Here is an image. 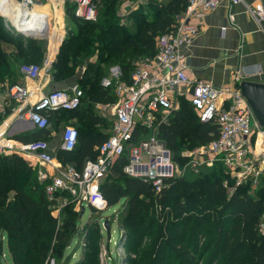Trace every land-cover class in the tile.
Instances as JSON below:
<instances>
[{"label": "trees", "instance_id": "obj_1", "mask_svg": "<svg viewBox=\"0 0 264 264\" xmlns=\"http://www.w3.org/2000/svg\"><path fill=\"white\" fill-rule=\"evenodd\" d=\"M105 1L107 2L103 0L102 4ZM186 2L187 0H162L149 3L156 14L152 20L147 19L140 12L141 9L134 11L131 13V22H136L137 25L141 23L136 32L128 31L129 35H125L123 25L116 24L113 16L106 18L101 25L96 21L76 18L71 9L73 20L83 25L86 31L78 35L72 34L62 40L51 63L50 74L54 80L63 81L73 76L84 64L85 59L90 60L85 64L84 74L77 80L83 91L79 107L71 111L49 112V125L58 121L61 116L76 114L78 109L82 110L81 114L86 122L81 123V126L75 125L78 141L74 149H57L63 165L70 164L81 169L87 159L96 158L98 146L108 136V133L93 130L94 126L104 123V119L94 113L93 106L111 104L116 100V96L114 89L100 82L105 76L102 63L92 61L91 58L97 55L101 62H104L114 52L115 58L121 59L123 79H127L136 61L154 56L156 38L174 28L176 16L184 10ZM111 8H107V14L111 12ZM127 37L132 40L124 42ZM2 42L12 43L19 50L16 48L7 53ZM21 44L22 35L9 30L0 17V49L3 48L0 51V69L8 70L5 76H11L13 71L11 57L18 60L42 56V51L37 50L36 46L30 44L20 49ZM143 53L144 56L136 57ZM180 101L181 107L171 113L168 122L161 123L158 127V137L165 142L172 154L174 153L173 158L176 161L180 157L176 153L183 145L189 144L188 146L193 148L206 144L218 131L215 122L199 121L185 96H181ZM49 125L28 129L15 137L19 141L45 140L50 144ZM89 127L92 128L88 129ZM125 161L124 158L116 161L108 174V180H102L100 183L106 206L114 205L121 198L126 199L127 209L121 219V226L128 237L140 232L144 235V230H148L151 221L145 220L151 207L157 205L162 218L156 233L154 228L150 229V233L155 234L150 244L152 251L142 253L140 249L134 250L135 255H142L139 258L128 256V264H146L148 259V264H175L173 260H162L163 249H166L169 258L175 257L177 264H219L221 257L224 259L222 264H264V235L260 234L256 227L259 216L264 212V188L252 194L248 186H242L228 196L222 185L225 174L222 168H219L211 169L193 181H185L181 177L169 179L165 181L160 192H155L151 184L122 172ZM35 172L33 165L22 155L0 154V252L3 247L1 236L4 235L10 250L14 251L13 245L16 244L19 249L26 247L27 253L36 248L40 239L48 236L53 240L50 246L53 253L66 248L77 236V212L69 208L57 224L56 218L50 212V206L54 202L50 201L45 193L46 183L38 181ZM9 191L13 192L10 198ZM171 214L173 216L170 219ZM143 223L145 228L140 231ZM98 233V222L84 226L81 234L87 240V247L97 242ZM142 238L139 240V246L142 245ZM44 248L38 246V250H42L43 254L40 253V257L36 259L26 253L27 256L21 260L14 257L13 262L27 264L26 260L32 258L33 264H42L47 253ZM85 255L88 260L84 259L76 264H93L92 253Z\"/></svg>", "mask_w": 264, "mask_h": 264}, {"label": "built area", "instance_id": "obj_2", "mask_svg": "<svg viewBox=\"0 0 264 264\" xmlns=\"http://www.w3.org/2000/svg\"><path fill=\"white\" fill-rule=\"evenodd\" d=\"M58 1L65 0H48V3L53 6ZM69 1L73 15L89 21L96 19L98 8L103 2ZM161 1L122 0L123 10L119 16L125 21L140 7ZM230 1L233 4L242 3L249 17L264 30L261 3L250 5L242 0ZM43 4L44 0H0V16L12 31L25 32L28 30L26 27L32 25L41 29H31L43 31L46 26L51 52L49 13L41 11ZM219 4L220 0H187L184 10L176 16L174 28L156 38L154 56L136 61L127 79L117 81L114 87L116 100L111 105L109 134L98 146L97 157L87 159L81 169L70 164L63 165L55 155V148L51 149L45 140H18L12 143V136L9 140L0 138V153L9 149L37 161V179L46 183L45 193L52 202L57 194L66 192L76 196L81 205L86 203L94 208L106 206L100 183L121 158L126 160L122 165L125 175L139 178L151 184L155 192H160L165 181L175 177L178 165L170 149L158 137V127L168 122L171 113L177 108L179 98L185 96L199 121L215 122L218 126L212 140L184 155L185 167L190 166L198 175L202 167L208 170L222 168L225 174L222 185L228 196L242 186H248L252 194L264 188V128L256 124L236 84L243 74L238 71L233 83L219 86L210 81L191 78L186 72L187 65L181 52V47L191 44L198 34L200 22ZM23 37L28 36L24 34ZM51 62L52 57L47 56L42 64L22 63L19 72L29 81L35 82L42 74L50 73ZM8 96L13 106L5 121L7 126L15 122L44 128L49 125L50 111L78 108L83 91L79 85L73 84L69 88L40 93L15 82L9 86ZM77 141V129L67 125L59 133L58 147L70 151ZM256 227L264 235V212L259 216Z\"/></svg>", "mask_w": 264, "mask_h": 264}, {"label": "rangeland", "instance_id": "obj_3", "mask_svg": "<svg viewBox=\"0 0 264 264\" xmlns=\"http://www.w3.org/2000/svg\"><path fill=\"white\" fill-rule=\"evenodd\" d=\"M106 2V1H105ZM103 3L99 8L98 12L96 15V19L93 21H96L98 24H104V20L110 16H113V19H115L116 24L120 23V25H123V29L126 30L125 35H129L128 31L131 32H136L139 29V23L137 25L136 22H126L121 19L119 16L120 13L122 12V0H107L106 3ZM112 4V5H111ZM44 6H42L41 11L48 12L49 15V36H50V45L52 46L51 48L52 51L48 53V57L52 56L53 51H56V48L54 47L57 45L58 48L60 44L62 43V40L70 35H78V33L86 31V28L83 27V25L79 24V22L73 20V17L71 15V6H70V1L65 0L64 2L58 1L55 2V4L52 6L50 3H48V0H44ZM111 8V12L107 14V8ZM111 13V14H110ZM50 16V17H49ZM1 17V16H0ZM4 20V19H3ZM92 21V22H93ZM33 27V26H32ZM35 29H38V26L33 27ZM120 28V27H119ZM45 29V28H43ZM40 30V29H39ZM13 33H17L16 31H13ZM134 33H132L133 35ZM48 35V32L46 33V36ZM121 36V33L119 34V37ZM48 37H46L45 41H38V36H35L34 38L32 37H24V41H27L26 45L21 44L19 45L20 49L23 47L26 48L28 46L34 45L36 46V49L39 51H42V56L40 57H32L29 59H24L19 63V67L22 63H37V64H42L44 60V56L48 47L47 43ZM129 40H132V38H126L124 42H128ZM3 43V48L4 50L9 53L10 50L18 49L14 44L9 43V42H2ZM0 51H2V49ZM98 49V48H97ZM19 50V49H18ZM113 50V49H112ZM58 50L54 53V56H56ZM98 52V51H97ZM144 56L143 54H138L136 57H142ZM55 59V58H54ZM139 59V58H138ZM138 59H134L135 61ZM90 59H85L84 64H82L77 72L73 74L70 78L75 79V84H77L78 77H81L84 74L85 71V64L88 62ZM92 61L100 62L102 63V71L104 73V77L101 78V84L104 86H110L111 89H114L116 83H117V78L119 77V68L117 66H122V63L120 62L121 59H117L114 56V52H112V56L109 59H106L104 62H101V59L99 56L94 55L93 58H91ZM124 61V60H123ZM131 61V60H130ZM53 62V60H52ZM51 62V63H52ZM121 64H120V63ZM122 68V67H121ZM8 70L6 69H0V96H2V101L7 103L10 101L9 96H8V88L11 84L15 82H10L9 85H6L4 82L6 80L4 74L7 73ZM50 71V70H49ZM13 72V71H12ZM49 73V72H48ZM10 74V73H9ZM50 74V73H49ZM4 76V77H3ZM115 76V77H114ZM68 78V79H70ZM78 85V84H77ZM7 88V89H6ZM7 91V94H6ZM4 98V99H3ZM177 108L181 107L182 101H178ZM103 108V106H100ZM185 108V107H184ZM9 112H7V109L5 108L4 103L0 102V138L1 139H6L10 140L12 143L15 141L18 142L15 136H13L14 132H12V124H9L8 126L5 124L6 119L9 116ZM70 115V114H67ZM71 125L69 123L63 124L60 129V132L62 129L67 126ZM76 127L75 125H73ZM59 133V132H58ZM57 133V134H58ZM56 134V137L51 135L50 138V144L54 147L57 144H59V135ZM5 140V142H7ZM1 142V141H0ZM9 142V141H8ZM49 143V142H48ZM189 145V144H188ZM186 145H183L181 150L176 153L179 154V158L177 160V173L175 177H181L184 178L185 181H193L196 179L197 176H199L197 173H194L191 169L190 166L187 168L185 167V158L184 155H187L189 151L193 150L195 147H191ZM6 153H14L12 150H4ZM3 152V154H5ZM2 154V153H0ZM174 154V153H173ZM172 154V156H173ZM26 160H28L34 167L35 170H37V166L39 165L37 161L27 159L25 156H23ZM97 157V156H96ZM174 159V158H173ZM176 161V160H175ZM201 174L207 173L208 169L206 168H200ZM36 174V172H35ZM109 173L103 178V180H108ZM174 177V178H175ZM62 193V192H61ZM13 192L9 191L8 192V197H12ZM54 203L50 206V212L53 217L56 218L57 224L62 220L65 212L69 209L72 208L74 211L77 212V219H78V224H77V232L75 233L77 236L73 240H71L70 244L64 248L61 251H56L53 253L52 248L50 247L53 243L52 237L48 236L46 238L40 239L36 243V248H32L30 253H27V248L23 247L22 249H19L18 246L15 244L13 245L15 250L12 251L9 249V243L5 239V235L1 239L3 241V247L0 252V264H14L13 258L16 257L19 260L23 259L24 256H27V254L32 255L34 259L40 257V253L43 254L42 250H38V246H43L44 251L47 252L43 263L42 264H76L81 260L87 259V256L85 254L92 253V260L93 264H128L127 259L128 256L131 258H135L138 256V258L142 255L139 253L138 255H135L134 250L140 249V252H151L152 251V246L150 245L151 242L153 241V237L155 234L150 233V229L154 228V231L156 233V229L158 228V223L161 222V216H160V211L159 207L157 205L153 206L150 208L149 213L147 214V219L145 220L146 222L151 221L148 226V230H144V223L142 224L143 227L141 230H144V235L143 234H134L131 235L130 237L127 236V233L125 234L124 228L121 226V219L124 217L127 209V202L126 199H120L117 203L114 205H111L109 207L107 206H102L101 208H93L91 205H88L86 203H83L81 205L78 202V199L74 195H70L67 193H62V194H57L54 199ZM154 205V204H153ZM83 208V209H82ZM173 214L170 215V219L172 218ZM159 218V219H158ZM108 220L109 225H110V234L107 235V232L103 226V221ZM99 223V237L97 242H94L91 244L90 247H87V240L83 238L81 232L84 228V226L87 223ZM154 223V224H153ZM153 224V225H151ZM158 230V229H157ZM143 237V238H142ZM142 238L141 243L142 245L139 246V240ZM132 239V240H131ZM11 246V244H10ZM47 246L49 248L47 249ZM42 248V247H41ZM161 258L162 260H173L175 264H177L178 261H176L175 257L172 256L171 258L168 257V254L166 252V249H163L161 253ZM27 259V257L25 258ZM32 258L27 259L26 262L27 264H33L32 263ZM88 260V259H87ZM150 259L147 260V263L149 262ZM223 258L221 257L220 261L218 262L219 264L223 263ZM40 264V263H38Z\"/></svg>", "mask_w": 264, "mask_h": 264}, {"label": "crops", "instance_id": "obj_4", "mask_svg": "<svg viewBox=\"0 0 264 264\" xmlns=\"http://www.w3.org/2000/svg\"><path fill=\"white\" fill-rule=\"evenodd\" d=\"M242 1L250 5L261 3L264 9V0ZM139 9L149 20L154 19L156 16L154 10L149 5L140 7ZM125 21L131 22V16ZM23 43L25 45L27 43V41H24V37ZM55 48L57 51L58 46L56 45ZM49 49L50 47H47L44 59L48 56ZM55 52L53 51L51 56L52 60L55 58ZM181 52L187 65L186 72L191 78L210 81L216 86L227 85L233 83L237 72L240 71L243 75L239 79L244 78L264 82V30L260 29L249 17L242 3L233 4L230 0H220L218 7L206 15L200 22L199 32L194 40L191 44L181 47ZM24 59L19 58L16 60V58L11 57L13 72L11 76L5 77L4 83L6 85H9L11 81L19 82L37 92L44 93L56 88H69L75 84L74 78L56 81L51 74H42L37 81L31 82L19 72V63ZM117 67L119 68L117 81L123 80L122 66ZM0 102L1 105L2 103L6 104L5 108L7 112L11 111V107L13 106L11 99L8 102V106L7 103L2 101V96H0ZM113 103L107 105L95 104L93 106L94 113L104 119V123L94 126V131L109 134L112 122L111 105ZM101 105L103 108L100 107ZM84 106L85 103H83L82 107ZM81 111V109H78L76 114L69 117L61 116L58 121L50 123L48 130L51 132V135L56 137V134L60 133L61 126L66 123L76 126H81L83 122L86 124ZM31 128L33 126L28 123L15 122H13L11 127L12 132H14L13 136L26 132ZM91 128L89 127L88 129ZM50 148H55V155L62 163L57 153L58 144L54 147L50 144Z\"/></svg>", "mask_w": 264, "mask_h": 264}, {"label": "water", "instance_id": "obj_5", "mask_svg": "<svg viewBox=\"0 0 264 264\" xmlns=\"http://www.w3.org/2000/svg\"><path fill=\"white\" fill-rule=\"evenodd\" d=\"M20 2L21 0H15ZM89 21V20H87ZM18 34L24 36L26 34L28 37H33L38 34V40H45L47 29L43 31H37L33 29H28L23 32L21 30L16 31ZM236 84L240 90V93L245 98L248 106L251 109L252 115L256 121V124L260 128H264V82L254 81L249 79H239L236 81ZM83 209V208H82ZM103 226L107 232V235L110 234V225L108 220L103 221Z\"/></svg>", "mask_w": 264, "mask_h": 264}, {"label": "bare ground", "instance_id": "obj_6", "mask_svg": "<svg viewBox=\"0 0 264 264\" xmlns=\"http://www.w3.org/2000/svg\"><path fill=\"white\" fill-rule=\"evenodd\" d=\"M44 28L46 29V26ZM26 29H31V27L30 26H27Z\"/></svg>", "mask_w": 264, "mask_h": 264}]
</instances>
